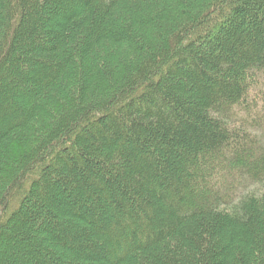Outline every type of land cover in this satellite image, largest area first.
<instances>
[{"label": "trees", "instance_id": "trees-1", "mask_svg": "<svg viewBox=\"0 0 264 264\" xmlns=\"http://www.w3.org/2000/svg\"><path fill=\"white\" fill-rule=\"evenodd\" d=\"M0 264H264V0H0Z\"/></svg>", "mask_w": 264, "mask_h": 264}, {"label": "rangeland", "instance_id": "rangeland-1", "mask_svg": "<svg viewBox=\"0 0 264 264\" xmlns=\"http://www.w3.org/2000/svg\"><path fill=\"white\" fill-rule=\"evenodd\" d=\"M76 71H77V69H76ZM76 71H73V72H76ZM232 124H233V123H232ZM250 150H251L252 153H255V149H254V148L251 147ZM257 152H258V150L256 151V153H257ZM216 162L218 163L219 161H216ZM217 175H218L217 177H221V178H223V181H224V182H226V183L228 182V180H227L226 178H224V173H223V171H219V170H218ZM218 180H219V179H218ZM218 180H217V181H214V182L216 183V182H218ZM212 184H213V182H212Z\"/></svg>", "mask_w": 264, "mask_h": 264}]
</instances>
